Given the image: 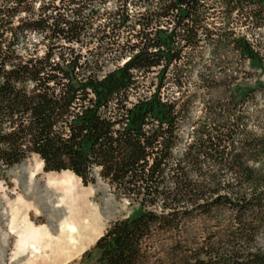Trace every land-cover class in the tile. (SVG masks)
<instances>
[{
  "label": "trees",
  "instance_id": "1",
  "mask_svg": "<svg viewBox=\"0 0 264 264\" xmlns=\"http://www.w3.org/2000/svg\"><path fill=\"white\" fill-rule=\"evenodd\" d=\"M212 5L223 28L237 15L239 24L264 29V0ZM213 6L0 0V177L34 157L44 173H70L83 186L98 177L136 205L97 239L92 264H264V254L247 249L264 227V137L242 130L236 115L264 86L233 84L226 95L229 76L215 67L229 48L255 71H264L263 60L246 38L207 28ZM204 44L214 67L197 73L200 87L221 92L202 100L203 115L182 140L190 102L169 97L166 85L182 96L181 67L193 65L188 54ZM150 75L155 83L144 92ZM223 209L235 233L187 250L193 217Z\"/></svg>",
  "mask_w": 264,
  "mask_h": 264
},
{
  "label": "rangeland",
  "instance_id": "2",
  "mask_svg": "<svg viewBox=\"0 0 264 264\" xmlns=\"http://www.w3.org/2000/svg\"><path fill=\"white\" fill-rule=\"evenodd\" d=\"M216 2L217 0H204L208 7ZM213 7L210 12L214 15L206 21L207 28L213 30L214 35L219 34L220 29V33L225 31L232 38H246L254 50L259 52L264 66V29L255 30L249 22L239 24L243 20L237 15H232L230 25L223 28L219 18L220 9ZM28 41L34 44L39 39L30 36ZM188 56L195 63L181 67L182 96H178L179 92L173 83L166 85L169 97H182V100L190 102L187 109L188 122L180 131L182 140L187 139L192 123L202 117V100H208L209 96H217L221 92L202 89L197 77L201 68L206 66L213 69L211 50L204 44ZM224 57L221 66L215 67L225 68L226 75L229 76L224 91L226 95L234 87L233 84L253 87L256 83H261L264 86V71L251 69L230 48L226 50ZM103 58L106 59V56ZM114 67L106 66L105 71H111ZM141 82L143 91L146 92V88H151L152 83H155L154 75ZM209 87L213 88L215 85L209 82ZM250 100L236 113L241 117L239 124L242 130L253 137H264V87L257 90ZM181 149L182 145L175 150V155ZM259 162L264 165V157ZM135 208V204L118 196L98 177H95L94 184L83 186L70 173H44L38 160L31 157L5 171L0 177V264H92L97 257V252L93 250L97 239L109 225L131 216ZM233 219L232 213L226 209L214 212L209 219L194 216L188 224L189 235L194 238L193 244L187 250L197 251L202 246L209 248L204 239L231 236L235 233ZM68 225L76 228V233L71 238ZM31 230L35 234H30ZM33 237L37 239L34 240ZM209 242L211 245L214 240ZM223 242L224 246L220 248L225 249L227 242ZM32 245L42 255H34L30 250ZM247 249L264 254V227L255 230ZM87 251L91 252L88 259L82 257Z\"/></svg>",
  "mask_w": 264,
  "mask_h": 264
},
{
  "label": "bare ground",
  "instance_id": "3",
  "mask_svg": "<svg viewBox=\"0 0 264 264\" xmlns=\"http://www.w3.org/2000/svg\"><path fill=\"white\" fill-rule=\"evenodd\" d=\"M68 228H67V230H68V232L71 234L70 235V238L73 236V234L74 233H76V228H75V226L74 225H68L67 226ZM11 234H13V233H11ZM30 234H35V233H33L32 232V230L30 231ZM34 238V237H33ZM37 238H34V240H36ZM30 250H32V253L34 254V255H42L41 254V252H40V250L36 247V246H34V245H32L31 247H30Z\"/></svg>",
  "mask_w": 264,
  "mask_h": 264
}]
</instances>
